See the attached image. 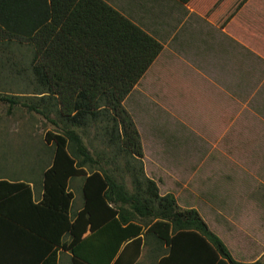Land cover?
Listing matches in <instances>:
<instances>
[{
	"label": "rangeland",
	"instance_id": "1",
	"mask_svg": "<svg viewBox=\"0 0 264 264\" xmlns=\"http://www.w3.org/2000/svg\"><path fill=\"white\" fill-rule=\"evenodd\" d=\"M104 1L163 50L123 102L143 158L115 157L93 126L78 132L95 168L133 192L129 161L132 171L143 169L141 181H154L160 195H173L179 209L202 218L221 223L249 205L264 219V0ZM32 59L26 43L0 48V97L18 102H0V179L42 190L55 153L48 135H62L65 126L29 108L42 97ZM82 183H70L73 214L83 205Z\"/></svg>",
	"mask_w": 264,
	"mask_h": 264
},
{
	"label": "trees",
	"instance_id": "2",
	"mask_svg": "<svg viewBox=\"0 0 264 264\" xmlns=\"http://www.w3.org/2000/svg\"><path fill=\"white\" fill-rule=\"evenodd\" d=\"M15 42L32 50L30 70L42 96L29 108L55 125L57 119L65 130L48 135L55 153L43 174L40 201L26 183L0 179V264H8L5 253L16 237L31 243L27 264H58L61 252L72 255V264H135L144 242L136 216L157 220L150 231L170 247L161 264H244L195 209H179L173 195L161 197L154 181H141L143 169L132 171L127 162L129 192L95 168L99 163L78 132L95 126L115 157L143 158L123 102L161 54L156 39L103 0H0V48ZM0 102L18 105L10 97ZM76 178H83L85 202L72 215L69 186ZM157 227L165 233L156 234Z\"/></svg>",
	"mask_w": 264,
	"mask_h": 264
},
{
	"label": "crops",
	"instance_id": "3",
	"mask_svg": "<svg viewBox=\"0 0 264 264\" xmlns=\"http://www.w3.org/2000/svg\"><path fill=\"white\" fill-rule=\"evenodd\" d=\"M10 182L26 183L32 190H34L35 200L40 201L42 199L43 189L36 190L33 182ZM82 186L83 183L81 185V194L83 196ZM160 196L165 197L162 195ZM84 202L85 201L83 197V205L78 206V209L76 212H74V214L72 213L73 211H71V214L75 215L82 211ZM236 215L237 217L235 215L226 217L221 223L218 222V219V221L215 220L216 217L214 220H211L207 217H203L202 219L208 225L210 231L224 243L232 258L236 262L244 264H252L257 262L262 263L264 257V219L262 217V211L260 213V211H256L252 206L246 205L245 209L239 211L236 213ZM135 218L136 219H134L135 221L133 223L142 227V234L140 237L144 239L140 256L136 260L135 264H161V261L169 257L170 247L161 242L158 238V235H155L152 231H150V228L157 223V220L152 218H140L138 216ZM155 232L156 234L158 233L162 235L165 233V229L163 227H157ZM89 234L90 233L86 234L85 237H87ZM9 239L10 237L7 238V240ZM15 242H17V244ZM15 242H12V245L8 249L9 251L5 253L6 259L8 258L7 263L27 264L28 262H31L30 258L32 256L33 249L29 239H19L16 237ZM127 245H129V242L122 246V250L126 248ZM130 250V252H132V249ZM61 258H65V261L67 260V262H64V264H72V255L69 252L60 253L58 264L60 263Z\"/></svg>",
	"mask_w": 264,
	"mask_h": 264
}]
</instances>
